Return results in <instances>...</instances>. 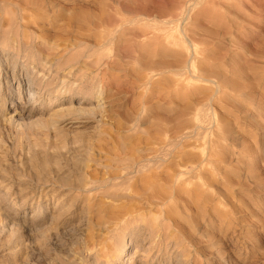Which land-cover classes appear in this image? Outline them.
<instances>
[{"label": "rangeland", "instance_id": "374dc122", "mask_svg": "<svg viewBox=\"0 0 264 264\" xmlns=\"http://www.w3.org/2000/svg\"><path fill=\"white\" fill-rule=\"evenodd\" d=\"M0 95V264H264V0H0Z\"/></svg>", "mask_w": 264, "mask_h": 264}, {"label": "bare ground", "instance_id": "6f19581e", "mask_svg": "<svg viewBox=\"0 0 264 264\" xmlns=\"http://www.w3.org/2000/svg\"><path fill=\"white\" fill-rule=\"evenodd\" d=\"M0 100H1V95H0ZM79 109H80V108H79ZM19 114H20V113H19ZM119 165H120V164H119ZM83 184H84V183H83ZM21 191H22V190H21ZM20 209H21V208H20ZM100 245H101V244H100ZM100 245H99V246H100ZM100 254H101V253H100ZM113 256H114V255H113Z\"/></svg>", "mask_w": 264, "mask_h": 264}]
</instances>
